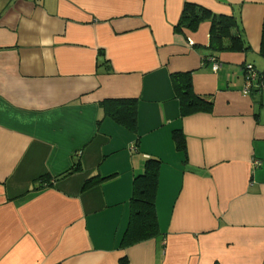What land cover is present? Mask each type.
<instances>
[{"label":"crops","instance_id":"1","mask_svg":"<svg viewBox=\"0 0 264 264\" xmlns=\"http://www.w3.org/2000/svg\"><path fill=\"white\" fill-rule=\"evenodd\" d=\"M185 2L233 14L248 49L213 71L210 19L174 30ZM262 21L264 0H0V264H264V87L242 70L264 73ZM174 72L209 112L179 115ZM108 98L136 99L134 130ZM148 157L158 232L122 248Z\"/></svg>","mask_w":264,"mask_h":264},{"label":"trees","instance_id":"2","mask_svg":"<svg viewBox=\"0 0 264 264\" xmlns=\"http://www.w3.org/2000/svg\"><path fill=\"white\" fill-rule=\"evenodd\" d=\"M179 21L174 25L175 31H182L184 28L195 30L197 24L203 20L210 19V35L208 36V48L212 54L204 57L209 62L218 61L216 54L222 51H245L248 46L241 36V29L237 24L238 21L233 14H215L211 13L207 8L195 3L185 2ZM262 23L261 41L259 54L264 57V21ZM219 62V61H218ZM220 63V62H219ZM256 77L252 83L264 87V73L256 71L254 65L250 64ZM246 64L243 66V73L246 77ZM175 98L179 102V115L181 117L188 116L198 112H209L212 109L213 101L203 95L196 94L193 90L190 72H174L170 74ZM100 106L104 110V114L109 116L116 123L121 124L131 130L135 129L137 101L134 98H108L100 101ZM172 138L175 148L185 152V136L180 128L174 129ZM185 160V159H184ZM162 164L160 159L148 157L144 160L142 172L138 173L132 182V190L130 198V214L129 220L119 247L127 248L130 245L141 243L154 237L158 232V222L155 196L158 184L159 168ZM79 166L74 167L77 170ZM71 171H68V173ZM66 173V174H68ZM40 181L45 179L40 178ZM99 177L87 178L82 188L90 187L100 182ZM120 264H127L125 256L118 259Z\"/></svg>","mask_w":264,"mask_h":264},{"label":"built area","instance_id":"3","mask_svg":"<svg viewBox=\"0 0 264 264\" xmlns=\"http://www.w3.org/2000/svg\"><path fill=\"white\" fill-rule=\"evenodd\" d=\"M220 67V63L218 61H214L212 62V70L213 71H216L218 68ZM248 70L246 71L247 72V75L245 77V86L243 88V93H247L250 88L252 87V81L254 80V78L256 77V73L253 72L254 70L250 69L251 68V65L250 64H246V67ZM264 84V83H262ZM264 86V85H262ZM253 164L254 165H259V161L258 160H253Z\"/></svg>","mask_w":264,"mask_h":264}]
</instances>
